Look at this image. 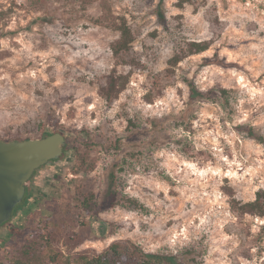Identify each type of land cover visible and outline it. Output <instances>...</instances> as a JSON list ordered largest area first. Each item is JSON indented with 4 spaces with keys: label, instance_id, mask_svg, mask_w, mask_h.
I'll list each match as a JSON object with an SVG mask.
<instances>
[{
    "label": "rangeland",
    "instance_id": "1",
    "mask_svg": "<svg viewBox=\"0 0 264 264\" xmlns=\"http://www.w3.org/2000/svg\"><path fill=\"white\" fill-rule=\"evenodd\" d=\"M112 75L125 88L107 101ZM189 81L208 97L190 104ZM57 129L75 155L26 235L67 201L80 248L131 238L185 264H264V217L242 209L264 190V0H0V138Z\"/></svg>",
    "mask_w": 264,
    "mask_h": 264
},
{
    "label": "trees",
    "instance_id": "2",
    "mask_svg": "<svg viewBox=\"0 0 264 264\" xmlns=\"http://www.w3.org/2000/svg\"><path fill=\"white\" fill-rule=\"evenodd\" d=\"M185 1L181 0V5ZM158 14L163 17L161 9ZM131 35L129 28H124L120 46L114 48L116 55L128 47ZM209 41L191 42L188 46L189 54L199 53L210 47ZM179 60L178 57H175ZM121 76L112 75L102 88V94L107 101L119 97L125 84L120 81ZM190 86L189 103L195 104L205 100L207 92L199 89L193 82ZM224 93L225 89H221ZM220 90V91H221ZM251 135H256L250 131ZM76 198L83 209H90L93 197L84 190L76 192ZM55 212V225L43 228L40 225L26 235L21 228L17 233L0 238V264H185L181 257L169 251L147 250L141 243L131 238L113 240L103 250L94 247L80 248L84 238L76 232V238L66 225V216L71 213L70 204L64 201L50 206ZM244 212L264 217V190H260L254 200L243 204ZM46 231V232H45Z\"/></svg>",
    "mask_w": 264,
    "mask_h": 264
},
{
    "label": "water",
    "instance_id": "3",
    "mask_svg": "<svg viewBox=\"0 0 264 264\" xmlns=\"http://www.w3.org/2000/svg\"><path fill=\"white\" fill-rule=\"evenodd\" d=\"M67 145L63 131L44 138H0V224L9 219L23 199L25 183L36 168L60 157Z\"/></svg>",
    "mask_w": 264,
    "mask_h": 264
},
{
    "label": "flooded vegetation",
    "instance_id": "4",
    "mask_svg": "<svg viewBox=\"0 0 264 264\" xmlns=\"http://www.w3.org/2000/svg\"><path fill=\"white\" fill-rule=\"evenodd\" d=\"M60 131L64 132L67 139V145L63 154L58 158L49 160L47 163L35 169L30 178L25 183L26 192L23 199L15 206L9 219L0 224V238L13 234L18 230V228H20L19 224L26 215L27 211L32 207V204H34L35 201H39L42 197L47 196L52 180L60 176V170L62 167L70 164L75 155V146L71 141V133L64 129L47 130L38 137L24 138H44ZM95 224L97 226V230L104 228V223L101 221H98Z\"/></svg>",
    "mask_w": 264,
    "mask_h": 264
},
{
    "label": "bare ground",
    "instance_id": "5",
    "mask_svg": "<svg viewBox=\"0 0 264 264\" xmlns=\"http://www.w3.org/2000/svg\"><path fill=\"white\" fill-rule=\"evenodd\" d=\"M188 164H190L191 167H194V163H190V162H189ZM194 169H196V168H194ZM201 173H205V170H202Z\"/></svg>",
    "mask_w": 264,
    "mask_h": 264
}]
</instances>
